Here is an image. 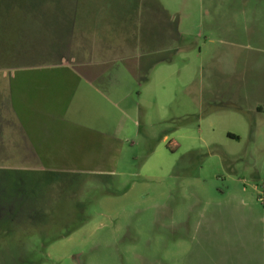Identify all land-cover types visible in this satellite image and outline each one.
<instances>
[{"label": "rangeland", "instance_id": "rangeland-1", "mask_svg": "<svg viewBox=\"0 0 264 264\" xmlns=\"http://www.w3.org/2000/svg\"><path fill=\"white\" fill-rule=\"evenodd\" d=\"M35 1L0 0V8ZM121 1L71 6L79 21L139 22L138 108H125L133 123L126 117L122 152L65 170L1 156L0 264H199L217 246L210 223L229 203L264 202V140L250 139L247 124L255 118L247 109L263 97L253 90L264 86V0Z\"/></svg>", "mask_w": 264, "mask_h": 264}, {"label": "crops", "instance_id": "crops-1", "mask_svg": "<svg viewBox=\"0 0 264 264\" xmlns=\"http://www.w3.org/2000/svg\"><path fill=\"white\" fill-rule=\"evenodd\" d=\"M39 2L33 8H0V157L30 170H65L121 154L120 143L130 132L125 121L133 123L125 108H138V62L132 59L141 45L135 39L139 22L128 20L118 29L110 15L95 18L105 23L75 20L73 0L67 7L56 0L55 8ZM142 3L121 1L131 8ZM91 26L114 31L91 34ZM153 41L144 39L142 57H150ZM216 90L213 95L232 105L227 91ZM253 92L263 97L247 109L255 116L247 123L248 135L264 140V86ZM232 204L224 218L211 219L217 246L211 256L203 252L199 264H264V207L257 200ZM235 241L240 245L232 246Z\"/></svg>", "mask_w": 264, "mask_h": 264}, {"label": "trees", "instance_id": "trees-1", "mask_svg": "<svg viewBox=\"0 0 264 264\" xmlns=\"http://www.w3.org/2000/svg\"><path fill=\"white\" fill-rule=\"evenodd\" d=\"M229 137L232 138V139H235V140H239L238 137H234V136H232V135H230Z\"/></svg>", "mask_w": 264, "mask_h": 264}, {"label": "built area", "instance_id": "built-area-1", "mask_svg": "<svg viewBox=\"0 0 264 264\" xmlns=\"http://www.w3.org/2000/svg\"><path fill=\"white\" fill-rule=\"evenodd\" d=\"M258 201H259L260 203H264V202H263V200H262V199H260V198L258 199ZM263 205H264V204H263Z\"/></svg>", "mask_w": 264, "mask_h": 264}]
</instances>
